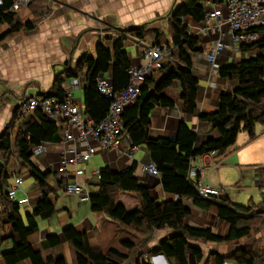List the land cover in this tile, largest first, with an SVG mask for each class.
I'll list each match as a JSON object with an SVG mask.
<instances>
[{
	"label": "trees",
	"instance_id": "obj_1",
	"mask_svg": "<svg viewBox=\"0 0 264 264\" xmlns=\"http://www.w3.org/2000/svg\"><path fill=\"white\" fill-rule=\"evenodd\" d=\"M223 3L225 0H183L173 11L170 20L172 44L167 46L171 54L165 59L159 69L161 77H148L135 103L124 110V134H128L132 146H145L152 162L158 166L165 191L179 196L177 200L159 202L152 196L151 188L140 183L135 175L137 164L131 169L116 171L110 166H104L100 171L98 190L91 193L90 206L93 211L103 212L123 229L134 233L140 242L124 241L125 251L115 247L101 249L94 247L87 232L79 231L75 226H67L61 235L52 234L46 238L47 249L58 248L62 241H67L72 249V260H68L62 252H49L46 256L30 241L29 236L38 231V218L48 219L57 212V207L50 200V193L54 187L50 184L52 171L43 172L34 160L33 147L51 142H58L65 134L68 126L49 119L38 108L27 116L17 119V111L13 119L0 134V206L2 213L0 231L8 225L18 237L14 248L3 254L5 264H20L29 260L31 264H124L134 251H140L137 264H153L154 255H164L171 264H209L203 247L193 243L196 239L221 243L238 240L251 236L260 222L264 223V199L248 205L233 202L228 196L213 198L203 195L196 179L189 177L192 160L213 150L217 157L226 156L233 152L238 135L247 131L251 138L258 123H264V52L256 57L241 60L235 64L223 66L219 75L223 78L239 81L238 87L232 91L220 94L216 110L202 114L200 119L207 122L211 129H218L220 137L210 138L197 147L198 134L187 123L182 122L175 137L151 138V114L155 107H174L175 101L164 93L175 81L182 87L181 98L186 114H194L197 109L199 80L195 77L192 54L200 52L199 38L192 33V28L182 18L191 17L196 22H204L207 16L205 3ZM14 0H6L0 6V20L10 26L9 34L14 32H32L36 25L32 21H24L21 11L11 9ZM47 0H30L26 6L32 13L36 9L47 7ZM143 25L134 27L128 32H136L137 38H144ZM263 34V38L252 45H242V50H264V27L256 29ZM112 45L108 46L107 40ZM101 39L96 45V55L82 56L75 66L66 63V70L56 76L51 89L37 96L57 97L61 100L67 97V83L73 78L85 76L86 84L83 91V105L87 115L95 122H100L106 116L113 101L112 96L103 94L98 88V78L111 75L114 91L124 89L129 82V69L132 67L129 52L125 46L126 35L119 33ZM143 40V39H141ZM154 44H164L153 42ZM154 87H151V83ZM14 122L18 124V134L14 138ZM67 126V129H66ZM18 161L17 173L12 171V163ZM28 170L42 188V198L36 209L23 215L18 201L8 196V188L12 185L15 175ZM12 181V182H11ZM60 186L65 187L64 180ZM123 192L136 194L140 206L129 211L119 201ZM194 199L195 204L213 211L219 218L230 224L228 234L220 236L211 228H196L186 223V217L191 209L183 198ZM170 228L173 230L153 247L150 242L155 238L156 231ZM5 237L0 234V250ZM214 254V253H212ZM232 258V257H231ZM233 258L240 264H264V245L255 244L244 247ZM219 264L226 261V257L218 255Z\"/></svg>",
	"mask_w": 264,
	"mask_h": 264
},
{
	"label": "crops",
	"instance_id": "obj_2",
	"mask_svg": "<svg viewBox=\"0 0 264 264\" xmlns=\"http://www.w3.org/2000/svg\"><path fill=\"white\" fill-rule=\"evenodd\" d=\"M47 1V7L40 11L38 18H33L32 12L27 7L17 10L21 11L23 16H26V20L23 19L24 21H32L36 25V29L32 32L20 31L9 34L10 26L0 20V134L6 130V124L13 119L22 99L49 91L56 76L66 70V63L71 60L72 65L75 66L82 56L86 54L95 56L96 45L101 39L118 33L119 36L126 35L125 46L129 52L132 66L141 65L145 62L142 53L143 40L152 44L155 41L157 43L172 44L170 20L173 11L183 0ZM207 3L214 4L207 1L206 6H209ZM221 4L217 3L215 5ZM181 20L192 28V33L195 36H201L198 37L201 50L192 54L193 72L199 80L197 109L194 114H186L181 98L183 92L181 83L175 81L171 87L164 90V93L175 101V106L155 107L151 114L150 137H175L180 124L185 122L197 132V147H199L210 138L218 139L220 137L219 130L211 129L207 122L200 119V116L216 110L220 94L225 91H232L239 85L238 80L221 77L219 69L244 59L256 57L264 50L257 48L241 49L240 51L224 49L217 55L215 62H211L207 58V54L215 48L218 34L205 33L201 30L204 22H196L191 17L182 18ZM143 25H147L144 26L142 31L144 38H137L135 31L128 32L131 28ZM224 31L227 32L226 41L231 43L232 39L228 24H225ZM202 40H204L203 45L201 44ZM106 42L108 46L112 45L111 39ZM253 43L247 45L250 46ZM248 52H250V57L247 55ZM162 75L163 72L160 70L155 73L156 78ZM106 77L111 81L110 74ZM77 79L79 83L76 87H70V92L78 101L83 102L86 78L85 76H79ZM69 83L70 81L66 87ZM150 85L152 88L154 87L153 82ZM63 124L67 125L66 123ZM14 125L13 135L15 138L18 134V124L14 122ZM261 126L263 125H260L259 131L263 133L264 127ZM254 132L256 133L255 129ZM256 134L255 138H251L247 132L246 140L242 139V141H246L245 144L238 146L233 152L226 155L232 156L243 147L251 144L242 159L236 158L235 166L237 169L232 168L231 175L233 177L237 176L238 172L237 186H242L244 182V188H248L247 183L250 179L246 175L248 172L245 173L243 167H256L251 185L255 183L256 190H260V192L256 191L255 194L254 191L249 192L243 189L245 191L241 190L238 194L232 196L228 192H224V195L228 196L233 202L242 205H248L251 201L259 203L264 199V146L253 144L261 137L260 134ZM62 140L63 135L60 141L56 143L43 144L44 152L36 158L34 155V160L43 172L52 171L50 184L54 187V190L50 193V200L56 204L57 212H63L57 217L59 218L58 223H55L53 219L57 214L45 219V221H41L43 218H38V231L29 236V241L41 250L45 256L51 251L64 253L62 247L67 241L63 240L62 244L55 249H47L45 241L49 235H61L63 229L67 226H75L79 231L87 232L92 245L101 249L115 247L126 252V248L123 246L124 241L129 240L138 243L132 232L123 229L119 223L110 220L105 213L93 211L90 202H82L75 197L68 196L64 191V187L60 186V180H64L65 183L70 180L85 182L89 185L91 192L95 193L98 190L102 167L110 166L116 171H123L131 169L134 164H137L135 175L142 185L151 188L155 200L162 202L179 198L178 195L164 190L161 175H154L144 169L143 165L152 163L150 154L145 146H132L128 134H123L116 148L112 150L107 151L98 146L96 154L88 163L70 164L68 166V178H63L57 173V168L63 159L61 154ZM226 156L216 158L213 155L205 158L211 172L214 160ZM241 162L246 164H240ZM15 164L17 165L12 166V171L16 173L18 161ZM21 175L23 176L22 189L18 191L15 201L29 198V202L24 203L25 207L22 208L23 215H25L28 211L32 212L36 209L42 198V188L28 170H24ZM210 177L214 183L219 185L228 184L223 178L213 180L212 175ZM257 195H259L258 199H256ZM183 200L191 209V213L186 217L188 225L196 228H211L215 234L220 236L228 234L230 224L227 221L219 218L213 211L198 207L193 198L184 197ZM119 201L129 211H134L140 206L136 194L129 192H123ZM66 213H68V216ZM74 213L79 216L76 222L72 219ZM171 232L173 230L170 228L156 231L155 238L150 242L149 247L158 244L161 238L169 236ZM0 234L5 237L0 250V264H5L3 254L14 248L15 239L18 241V237L16 234L13 236L8 225L6 229H1ZM36 234L40 235L34 238ZM197 241L202 244V246H199L203 247L209 264H219L218 255L226 257L223 264H240L233 258L239 250L244 247H253L255 244L264 245V223L260 222L251 236L238 240L215 243L196 239L193 243H197ZM140 253V251L133 252L134 255H140ZM152 263L171 264L168 258L161 254L154 255ZM20 264L31 263L29 260H25Z\"/></svg>",
	"mask_w": 264,
	"mask_h": 264
},
{
	"label": "built area",
	"instance_id": "obj_3",
	"mask_svg": "<svg viewBox=\"0 0 264 264\" xmlns=\"http://www.w3.org/2000/svg\"><path fill=\"white\" fill-rule=\"evenodd\" d=\"M30 0H14L11 9L13 11L26 7ZM210 2V1H209ZM6 0H0V6ZM209 4V3H207ZM214 5V6H213ZM209 4L207 16L201 30L205 33H216L215 48L207 54L211 62H215L217 55L224 49L241 50L242 45L257 42L263 38L262 32L256 30L264 27V0H225L221 5ZM228 24L232 42L226 41L227 32L224 31ZM143 42L142 53L145 62L132 66L129 69L128 85L121 91L115 92L112 81L106 76L98 78L99 90L113 97L110 108L100 122H95L87 115L84 105L72 96L70 87H76L77 78L70 80L67 89V97L63 100L50 96H32L20 101L17 111V119L29 115L40 108L43 113L57 123H66L67 131L63 136L61 154L63 159L57 168V173L68 178L70 164L88 163L96 154L98 146L104 150L116 148L120 138L124 134V110L135 103L140 97L142 88L148 77L158 71L166 58L171 54L167 44H152ZM9 126V123L6 124ZM44 145L33 147L36 156L44 152ZM216 151L196 156L189 170V177L196 179L199 191L208 197L221 198L224 195L223 187L211 182V168L206 161L207 156H213ZM144 169L154 175H160L158 166L152 162L143 165ZM23 177L15 175L12 185L8 188V196L16 200V195L22 188ZM64 191L68 196L75 197L82 202H89L91 190L87 183L70 180L67 181ZM20 204L29 202V198L18 201Z\"/></svg>",
	"mask_w": 264,
	"mask_h": 264
},
{
	"label": "rangeland",
	"instance_id": "obj_4",
	"mask_svg": "<svg viewBox=\"0 0 264 264\" xmlns=\"http://www.w3.org/2000/svg\"><path fill=\"white\" fill-rule=\"evenodd\" d=\"M43 9H45V8H43ZM42 9L40 8V9H38L37 11H36V9L34 10V12L32 13V17L33 18H38L39 16H40V11H41ZM24 20H26V16L24 15L23 17H22ZM0 30H1V27H0ZM3 30V29H2ZM194 30V29H193ZM194 33H195V31H194ZM198 37H201V36H198ZM201 39H203V38H201ZM200 39V40H201ZM201 44L203 45L204 44V40H202L201 41ZM248 57H250L249 55H250V52H248ZM29 96V95H28ZM258 126H257V128H255V131H256V133H258V134H260L261 135V137L260 138H258L253 144H255V145H259V146H264V131H262L263 133H261L260 131H259V129H260V125H263V126H261V127H264V123L263 124H257ZM264 129V128H263ZM246 138H247V132H245V131H241L240 133H239V135H238V140H237V143H236V146H242L243 144H245V142L246 141H242V139L243 140H246ZM250 145L251 144H248L247 146H245V147H243L240 151H238L236 154H234V155H232V156H230V155H228V156H226V157H224V158H221V159H217L216 161L214 160V162H213V165H212V167H213V169H212V172L210 173V175H212V179L213 180H217L218 178H223V179H225L227 182H228V184L226 185L225 183H223V184H221V185H219V184H217V183H214L212 180H211V182L213 183V184H215V185H217V186H220V187H223V189H224V191H226V192H228L229 194H231V196L232 195H236V194H238L239 193V191H241V190H243V189H245V190H247V191H249V192H251V191H254L255 192V194H256V191L257 192H260V190H256V188H255V183H253L252 185H251V179L253 178V174L256 172V167H251V166H244L243 168H244V171H245V173H247L246 175L248 176V178L250 179L249 180V182L247 183V186H248V188H244L245 187V184H244V182H243V184H242V186H237V181H238V176H239V174H238V172H237V176L235 175L234 177H233V175H231V172L233 171L232 170V168H236L237 169V167L235 166V162H237L236 161V158L238 157V159H242L244 156H245V154H246V151L249 149V147H250ZM37 156L35 155V158H36ZM17 162V160H14V162L11 164L12 166L14 165H17V164H15ZM1 163V162H0ZM240 164H243V165H245L246 163H240ZM18 168H19V166H18ZM18 168H17V170H16V173H17V171H18ZM12 169V168H11ZM15 172V171H14ZM18 176H22L21 174L20 175H18ZM23 177V176H22ZM22 189V188H21ZM245 190H243V191H245ZM61 193V192H60ZM259 195H257V197H256V199H258L259 197H258ZM66 197L69 199V197L66 195ZM120 198H121V195H120ZM77 199V198H76ZM78 200V199H77ZM24 204H22V208L24 209ZM22 209V210H23ZM61 213H63V212H57L55 215V218H53L54 219V222L55 223H58V219L59 218H57ZM66 215L68 216V213H66ZM0 217H2V213L0 212ZM72 219L74 220V222H76L78 219H79V216L76 214V213H74V215H73V217H72ZM69 220H71V218H69ZM41 221H45V219H41ZM115 223V222H114ZM0 224H1V219H0ZM7 227V226H6ZM3 228V227H2ZM1 228V229H2ZM4 229H6V228H4ZM132 234H134V233H132ZM39 235L40 234H36L35 235V237L34 238H36V237H39ZM135 235V234H134ZM135 238H136V240L138 241V242H140V238H138L136 235L134 236ZM136 241V242H137ZM196 244H198V245H201L202 246V244L199 242V241H197V243ZM63 249H62V251H64V254H66V256L68 257V260H72V249H71V246H70V244L68 243V242H65V244H64V246L62 247ZM63 253V252H62ZM138 258H139V255H132L131 254V256H130V259L126 262V263H124V264H137V260H138Z\"/></svg>",
	"mask_w": 264,
	"mask_h": 264
}]
</instances>
